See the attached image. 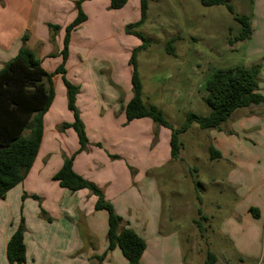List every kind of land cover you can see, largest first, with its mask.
Instances as JSON below:
<instances>
[{"label":"rangeland","instance_id":"rangeland-1","mask_svg":"<svg viewBox=\"0 0 264 264\" xmlns=\"http://www.w3.org/2000/svg\"><path fill=\"white\" fill-rule=\"evenodd\" d=\"M34 2L36 4L35 12H32L33 20L39 21L45 13L54 15L50 5H42L40 0ZM70 2L72 3L71 0ZM76 2L73 9L77 12ZM85 3L87 10L84 13L88 21L77 31L76 48H83L81 45H88V42L91 46L113 47L121 51L125 48L130 49L131 52L124 51V55L127 54L126 65L130 83L131 54L133 49L141 46L142 41L127 34L126 27L140 20V0H130L124 9L117 11L111 10L110 5L106 6L107 0H87ZM232 4L238 15H247L250 18L253 28L250 40L234 45H230L227 38L234 39L236 22L225 6L205 7L201 0L149 2L147 21L137 30L149 43L146 51L137 54V68L143 84V101L145 104L158 106L175 129L184 124L190 113L200 116L210 114V108L206 104L205 86L217 70L234 66L249 68L260 65L258 92L264 96V0H232ZM103 20L107 24L106 27L99 24ZM231 25L233 29L228 31ZM237 26L238 32L240 26L238 24ZM63 37L61 34L58 44L51 43V46L47 45L43 50V41L29 49L39 58L43 51L47 52L50 48L53 49L51 54H55L54 52L63 45ZM174 37L178 38L175 43L176 57L169 55L165 50L167 42ZM108 62L109 59L103 56L96 60L97 67H93V64L90 70L94 68L98 72L93 87L101 99L111 93L112 87L116 96H119L118 104L121 109L125 99V88L108 79L109 75L106 73ZM56 64L55 58L44 61L47 70ZM72 68L73 66L70 67V75L66 77L68 81L75 79L76 73L71 70ZM54 88L57 101L52 116L57 114L66 116L68 115V108L65 106L66 88L60 77L54 83ZM114 101H102L101 108L105 107L108 110ZM234 114H237V117L232 120ZM234 114L219 130L204 131L197 124H193L180 138L184 146L181 150L183 162H176L171 166L170 169L174 172L172 177L159 181V202L161 200L164 202V220L172 219L175 235H179L178 246L181 254L185 255L190 264H206L209 252L216 255L215 264H264V105L239 109ZM49 119L52 122L51 115ZM147 120L151 121L152 125L153 121ZM139 123V120H135L134 124L126 121L123 125L125 135L123 139L130 143V148L128 154L121 160L129 171L133 187L137 188V195H140L138 185L142 179L135 178L141 172L143 164L138 160L142 158L144 163L147 161L158 141L157 132L160 129V126L153 123V128L148 131L144 124ZM62 125L59 130L56 127L49 129V137L50 133L57 137L56 134L65 132ZM71 130L76 135L80 148L78 135L73 128ZM166 131L171 133L170 130ZM148 132L149 135H146ZM142 135L144 138L142 145L139 141V153L132 156L130 152L133 149L132 144ZM148 136H151L150 143ZM232 136H235L234 140ZM86 137L87 146H90L89 137L87 135ZM220 141L227 144V154L219 147ZM108 143L106 140H98L92 147L102 149L108 154L110 149ZM66 144L69 149L73 146L70 141ZM213 145L217 150L223 151L229 164L210 160L209 147ZM53 148L55 151L56 143ZM76 148L77 146L74 151ZM87 148L83 152L87 151ZM232 149L238 151L236 159L233 158ZM116 156L110 155L111 159L117 157L121 159L120 156ZM230 160L237 164L231 163ZM165 170L162 169L161 172ZM150 172H153V169L148 172L149 175ZM146 177L145 175L143 179ZM147 178L151 179L150 176ZM38 205L41 213L40 203ZM252 206L259 208L262 218H254L251 212L242 215L240 211L251 209ZM237 211L241 213V221L240 218L234 217ZM13 216L15 217L16 213ZM28 216L29 224L35 225V219L30 214ZM43 220L48 221L47 218ZM228 234H231L232 240ZM149 242L150 245L153 243L151 240ZM159 252L154 257V264L168 263L169 260L174 261L171 264L177 263L175 255L179 252L176 254L175 247L170 246L165 252L162 250ZM1 256L0 253V264H8L6 256Z\"/></svg>","mask_w":264,"mask_h":264},{"label":"crops","instance_id":"crops-1","mask_svg":"<svg viewBox=\"0 0 264 264\" xmlns=\"http://www.w3.org/2000/svg\"><path fill=\"white\" fill-rule=\"evenodd\" d=\"M34 1L0 0V70L16 57L22 46L21 39L26 33L29 34L27 46L32 48L39 41H43V50L47 45L51 46L48 24L61 27L55 41V44H58L59 36L61 34L65 35L66 26L77 16V12L73 7L74 2L78 0H71L72 3L70 0H40L43 3L42 5L51 6L54 15L45 13L43 14L44 16L39 18L40 22L37 19V21L33 20L32 12H35L34 7L36 4ZM86 1L82 3L84 12L87 10ZM109 5L110 1L107 0L106 6ZM87 21L80 27L82 28ZM99 24L104 27L107 25L104 20L100 21ZM237 24L236 22L234 36H237L241 30V26L238 24L240 29L237 32ZM80 27L72 33L70 54L65 68L66 77L71 73V71L69 72L71 66H73L71 70L76 73L75 79L70 81L80 88L76 97V107L80 112V118L91 145L87 146V151L75 157L73 169L77 174L99 187L103 191L106 200L112 203L117 214L125 221H128L129 227L145 240L147 248L142 256L141 264H154L153 261L156 254H159L160 250L165 252L170 246L176 248V254L179 252V254L175 255L176 264H190L189 261L187 262L185 255L181 254L178 246L179 235H175L172 219L164 220V202L163 200L159 202V181L168 180L172 177L174 172L170 169L171 166L176 162H183L184 158L180 153V160H172L170 148L171 133L166 131L167 128L160 127L157 132L158 141L149 158L145 163L142 158L138 160V162L141 161L143 164L141 165V172L137 174L135 179L140 178L142 182L138 185L140 187V195L136 194L137 188L133 187L129 171L123 166L121 161L128 154L130 148V143L125 142L123 139L125 137L123 125L127 121L124 107L133 97V92H131L132 85L131 81L129 83V73L126 65L127 54L124 55V51L128 53L131 50L125 48L121 51L119 48L91 46L88 42V45H81L83 48H76L75 40H78L77 31ZM231 29H233L232 25L228 31ZM43 31L45 32L42 33ZM228 31H226L227 37L229 36ZM227 39L229 40L230 38L228 37ZM62 48L63 45L54 52L55 56L51 54L52 48L40 54L43 68L48 73H54L62 63V58L59 55ZM106 49L108 51H105ZM103 56L109 59L108 70L106 71L107 75H109L108 79L125 88V99L121 109L118 104L119 96H116L112 87L110 88L111 93L108 96H104L103 99L100 98L93 87V82L96 81L98 72L94 68L93 70L90 69H92L93 64V67H97L96 60ZM48 58L57 59V64L50 70H47L44 65L45 59ZM74 58L76 59L74 60ZM91 58L96 59H92L95 63L92 62ZM257 66L260 67L261 73L260 65L252 67ZM59 77L62 79L61 74L55 75L52 79L53 83ZM105 80L107 81L106 77ZM65 99V106L68 108L67 91ZM107 100H111V102L115 100L108 110L105 107L101 108V102ZM56 101L57 96L55 93L51 108L44 115L43 140L31 170L23 182L8 191L5 198L0 199V253L2 256L5 255L7 260V244L16 232L21 216H23L26 228L24 234L26 246L25 264H128L127 259L118 247L108 252L103 262L99 263L96 257L102 256L108 249V241L106 239L108 232L107 212L95 211L96 197L88 190L71 193L69 190L61 188L58 182L53 180V176L63 166L64 156L69 157L79 149L78 140L76 135L72 133L71 128L56 134L57 137H54V133H50L49 137V129L52 130L53 127H56L59 130L62 124L74 122L73 113L69 109L66 116L61 114L52 116ZM50 115L53 118L52 122L49 119ZM236 117L237 114H234L232 120L236 119ZM147 119L136 120L140 121L139 124H144L149 131L151 127L153 128V123L151 125V121ZM134 121L129 124H134ZM146 135H149V132ZM148 137H150L148 139V143H150L151 136ZM143 138L144 135L138 139L136 138V143L132 144L133 149L130 150L132 156L138 155V144L141 141L142 145ZM234 138L235 136H232L233 140ZM98 140L109 141L110 149H108V154H105L102 149L92 147V144H95ZM69 141L73 144L71 149L66 144ZM55 143L57 148L54 151L53 146ZM218 144L227 154V144H223L222 141L218 142ZM76 146L77 148L74 151ZM217 151L221 153V159H218L217 162L222 163L224 161L229 164L223 151L220 149ZM237 152L232 149L234 159H236L235 155ZM111 154L120 156L121 159L117 156L116 159H111ZM231 163L235 164L236 162L231 161ZM165 168L169 169L165 170ZM152 169L153 172H150L149 175L148 172ZM162 169L165 171L161 172ZM145 175L147 177L150 176L151 179L149 180L147 177L143 179ZM24 194L27 197L23 200ZM33 196L41 198L42 207L50 220L45 221L40 217L39 202L33 199ZM151 202H154V204H151ZM14 208L16 210L13 211ZM30 208L31 211L29 212ZM251 208H257V206H252ZM249 209L246 208L240 212L245 216V214H249ZM257 209L259 210V208ZM240 212L237 211L234 217L236 219L240 218L241 221ZM14 213H16L15 217L13 216ZM28 214L35 219V225L31 226L29 224ZM260 217L262 218L261 213ZM223 226L222 224V229ZM228 235L232 240L231 234ZM148 239L153 242L151 245ZM173 262V260H169L168 263L163 262L161 264H171Z\"/></svg>","mask_w":264,"mask_h":264},{"label":"trees","instance_id":"trees-1","mask_svg":"<svg viewBox=\"0 0 264 264\" xmlns=\"http://www.w3.org/2000/svg\"><path fill=\"white\" fill-rule=\"evenodd\" d=\"M76 2L77 16L65 28L63 48L59 55L62 63L54 73H48L43 68V61L27 46L29 34L22 39V46L14 59L8 62L0 70V199L5 198L8 191L24 181L31 170L44 135V115L51 108L55 98L53 77L62 75L67 91L68 109L74 115L73 123H64L63 130L73 128L78 135L80 148L72 156H64L62 168L53 176L61 188L76 193L88 190L96 197L95 211H106L108 214V241L107 251L96 259L102 263L108 252L119 248L128 264H141L142 256L147 244L133 229L129 223L117 214L114 206L106 200L103 191L94 183L77 174L73 169L75 157L83 152L88 145L85 127L80 118V112L76 107V97L80 88L66 78V64L70 54L71 36L85 21L82 3ZM111 10L122 9L129 0H109ZM151 0H140V20L126 27V33L133 35L142 41L140 47L133 49L130 65L132 67L131 85L133 97L124 107L127 123L136 119L148 118L154 124L171 131L170 148L172 160H180L183 149L181 135L188 132L193 124H197L201 130L221 129L228 122L230 116L238 109L264 105V96L258 92L260 67L234 66L217 70L208 80L205 89L207 92L206 104L210 108L208 116H200L195 113L188 114L184 124L175 129L166 119L163 111L153 104H145L143 101V85L137 68V54L146 51L149 43L144 35L137 30L147 21L148 5ZM205 7L225 6L233 15L234 20L241 26V30L234 39H229L230 45L246 42L251 39L253 28L247 15H238L232 4V0H201ZM50 41L55 43L61 27L48 24ZM177 37L171 38L166 45V52L176 57L175 43ZM55 56V54H53ZM210 160L221 159V153L213 146L209 147ZM27 197L23 195V200ZM40 203L43 218H47L42 208L41 198L33 196ZM200 200V197L198 196ZM254 218L260 217L257 208L250 211ZM197 223V222H196ZM200 228V226H198ZM202 230V228H200ZM25 219L21 216L16 232L7 244V261L9 264L26 263V246L24 241ZM216 255L209 252L206 264H215ZM241 263L243 262L240 260Z\"/></svg>","mask_w":264,"mask_h":264}]
</instances>
